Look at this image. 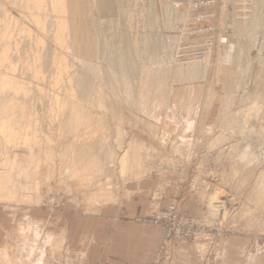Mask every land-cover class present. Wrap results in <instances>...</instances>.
I'll list each match as a JSON object with an SVG mask.
<instances>
[{
    "label": "rangeland",
    "instance_id": "obj_1",
    "mask_svg": "<svg viewBox=\"0 0 264 264\" xmlns=\"http://www.w3.org/2000/svg\"><path fill=\"white\" fill-rule=\"evenodd\" d=\"M9 1L20 6V0ZM213 1V19L194 24L195 14L208 9L185 11L183 2L190 0L110 1L101 13L104 35L98 40L104 48L99 44L95 50L132 51L134 78L112 83L106 95L114 112L99 116L103 123L93 124L90 134L89 126L77 142L71 137L63 141L48 118L60 111L52 103L54 91L62 94L60 84L41 86L43 98L33 94L35 101L30 98L33 102L27 105L21 90L12 89L15 98L1 94L0 222L6 236L3 243L4 233L0 238V264H74L63 262L66 241L60 220L75 223L76 213H94L119 202L125 186L141 179L183 190L197 203L191 214L171 194L165 207L150 211L148 222L160 229L161 237L149 264H172L183 240L202 245V253L205 243L211 245L217 252L213 264H218V251L236 230L264 232V0ZM4 19L0 14V26ZM11 19L10 35L19 41L10 51L16 69L12 74L24 81L26 68L34 67V57L43 52L34 53L22 40L18 25L26 23H18L15 13ZM43 24L45 31L53 30L47 20ZM188 25L218 27V44L207 47L206 40L185 45L190 55L205 53L206 64L176 59ZM80 43L66 42L65 53L77 55ZM101 53L93 60L104 66L110 56ZM66 62L69 69L76 66L74 59ZM191 66L196 73L206 66L203 80L191 79ZM127 149L133 151L125 158L130 172L121 174L118 158ZM133 160L141 161L135 169ZM177 232L179 237L165 238Z\"/></svg>",
    "mask_w": 264,
    "mask_h": 264
},
{
    "label": "bare ground",
    "instance_id": "obj_2",
    "mask_svg": "<svg viewBox=\"0 0 264 264\" xmlns=\"http://www.w3.org/2000/svg\"><path fill=\"white\" fill-rule=\"evenodd\" d=\"M20 1H21L20 6H16L14 4H10L9 0H0V3H1L0 6L1 7L4 6V8L2 7V9L0 7V14L1 16H3V19L5 18L4 19L5 22L1 24L0 26V97H1V94L3 93L4 94L6 93V95L8 94L14 97L12 89L16 88L17 90L22 91V94L20 96L23 102L22 104L27 105L28 103H32L33 101H35L32 98L33 96L31 97V95L33 94L35 97L39 99L43 98L42 97L43 91L40 88L41 86L44 87L47 84L48 86L56 85L57 87V85L60 84L57 87V89L60 88L62 91V94H57L55 91H54V94L52 93L53 106L54 108H57V109L60 108L59 109L60 111H53L54 109L52 108L53 112H51L48 118L50 119V123L52 122L53 127L57 130L59 136H61L62 138L64 137L63 141L71 137L72 140L70 141L77 142V139L84 138L83 136L85 135V132L87 134V130L89 129V126H90V130H88V132L89 131L91 132L93 124H96L95 126L99 124L101 125V123L103 122H101L99 118L101 116H105L107 113H110L112 111L113 107L111 106L110 101L107 99L108 97L107 95L110 94V92L108 91V88L111 87L112 83L113 82L115 83L114 86L116 85V83L118 84H121V82L129 83V81H131L132 78H134V76H132L134 75L133 70H135L132 68L134 63L132 64L133 61L131 62V59H132L131 52L132 51L130 52L124 49L120 50L119 48H118L119 51H117L116 49H115L116 51L114 50L112 51L113 49L112 48V49H109L111 51L106 53L107 50L105 51L104 49L102 51L104 58L110 56L108 57L109 59L107 61L104 59L106 62L104 66H99L96 63L98 60L97 61L93 60V59H96V57H98L99 54L101 53V51L99 53L98 51H96L97 49L95 50V48H97L96 46L100 44L99 47H101V44H103V43H99L101 41L100 39L98 40L100 36L103 37L104 35L101 13L105 11L107 7L109 8L111 0H20ZM112 2L119 3L120 0H112ZM166 7H167V4L165 5V8ZM169 7H167V12L170 13L171 8ZM14 13L18 16V23L20 21H22V23L23 21L26 23V25L21 24V23H19L18 25L20 31L22 32V35L24 33L23 37L25 39H22V37L21 39L26 40L29 43V45L31 44L33 46V48L35 49L34 53H36V51H38L39 49H41V52H43V53H40V51L37 52L39 55L42 54L43 56H39L38 54H36L39 57L38 56H35L36 58L34 57L35 62H36V65L34 64L35 65L34 67L26 68L27 72H26V75L24 74L26 76V78H24L25 79L24 81L17 80V78L12 74V72L15 69L14 68L15 66H13V61L15 59H14V55L12 54L13 52L11 53L10 51L12 50V47L14 46V44H17V42H19L18 38H16L17 42H15L16 39L15 40L14 38L12 39V36L15 37L14 36L15 34L10 35L12 31H10L9 25L12 20L11 17H13ZM97 15H99L100 18ZM44 20L45 21L47 20L48 25L52 27L53 30H50L48 32L45 31L46 25L43 24ZM18 33H19V30H18ZM22 40H20L21 43H22ZM93 40L98 41V43L97 42L95 43V41L92 42ZM79 41H81V43H80V46L76 47V51H78L77 55L73 54L71 51H70L71 54L70 53L67 54V52L65 53L64 50L67 48L64 45L66 42L67 43L71 42V44L75 42L76 44H78ZM103 42H106V41L103 40ZM92 43H94V46H95V47L93 46L94 48H92V45H93ZM104 44L107 45V43H104ZM101 48H104V46ZM101 48L100 50H102ZM14 49L13 51H15ZM68 49H69V46H68ZM111 57L113 59H111ZM194 57L195 55L190 56L188 60L192 59V61L189 63L206 64L207 59H206L205 53L202 56L203 58L202 57L195 58V59H199L198 62L193 60ZM68 58H70L71 60L73 59L76 60V66L72 67V69H69L67 67L68 62H66V59ZM102 60L100 62L101 64L104 63V62L102 63ZM67 61H70V60H67ZM130 62H131V66H130ZM193 67L191 66L189 70H187L189 74L196 70V68L194 70ZM39 68L40 70L42 69V71L38 70ZM134 68H136V66H134ZM196 72L197 71H195V73ZM205 72H206V66L201 67L200 69H198V73L196 74L194 73L192 75L193 78L191 77V79L195 81H201L205 77ZM48 74L50 75L53 74L54 78L52 79L49 78L48 76L50 75ZM46 75H48L47 78H46ZM40 82L42 84H40ZM217 83H218L217 80H215L214 85ZM107 91L109 92V94ZM228 92L229 91H227V93ZM209 97H210V100H212L213 92H211V96ZM30 98L33 99L32 102ZM11 99L13 101L12 97L10 98V100ZM38 103H40V101ZM37 105L38 104H36V106ZM34 106L35 104H33V107ZM40 106H42V104ZM40 106L38 109H41ZM1 107L2 106H0V108ZM32 113L30 114L31 116H32ZM36 114L34 113L33 117ZM34 118L31 119L30 117L31 120H33ZM40 119L42 118L40 117ZM92 130L94 131V128ZM61 137L59 138L61 139ZM76 142H73V143H76ZM44 147L46 146L44 145ZM47 147L45 148L46 150H47ZM130 155H133V151L131 150L129 152V149H127V151H125L123 155L120 158H118V164L120 167L119 171L121 172V174L124 172L126 167H128L126 165L127 162L125 158L126 156H130ZM140 162L139 160H133V165H134L133 168L135 169V167L139 166ZM131 167L132 166H129V169H131ZM127 169L125 171L130 172Z\"/></svg>",
    "mask_w": 264,
    "mask_h": 264
},
{
    "label": "crops",
    "instance_id": "obj_3",
    "mask_svg": "<svg viewBox=\"0 0 264 264\" xmlns=\"http://www.w3.org/2000/svg\"><path fill=\"white\" fill-rule=\"evenodd\" d=\"M143 179L127 184L124 196L94 213H76L73 222L59 219L65 237L63 262L74 264H149L153 261L161 233L157 226L148 222L149 213L165 207L170 195L176 198L183 209L195 214L197 206L192 195L176 188H165ZM65 217V216H64ZM58 220V221H59ZM74 224V226H73ZM4 233V234H3ZM5 239L4 221L0 222V238ZM2 245V244H1ZM0 245V246H1ZM191 241L180 242L172 264H213L211 245ZM218 264H264V232L250 233L236 230L221 246Z\"/></svg>",
    "mask_w": 264,
    "mask_h": 264
},
{
    "label": "built area",
    "instance_id": "obj_4",
    "mask_svg": "<svg viewBox=\"0 0 264 264\" xmlns=\"http://www.w3.org/2000/svg\"><path fill=\"white\" fill-rule=\"evenodd\" d=\"M191 2L188 4L184 3V8L185 11L190 10V8H194L195 11L201 10V9H208L207 12H201L196 13L195 17L193 18L192 22L190 24L194 23H208L213 19L212 17V10L211 8H214V1L213 0H190ZM212 8V9H213ZM193 10V12H194ZM203 18H206L205 20H202ZM188 30H187V38L185 42H181L179 46L176 49V59L179 58L181 62L188 61L190 58V54L186 53V51L189 49V46H185L186 43L193 45L195 41H203L205 42L206 40L209 42L206 44L207 47H210L211 45L214 46L215 44H218L221 42L220 36L218 34V27H213V26H206L205 28H194L191 29V27L188 25ZM211 42V43H210ZM202 46V45H201ZM185 52V53H184ZM201 53L196 54V58H201ZM203 58V57H202ZM173 209V208H172ZM174 210V209H173ZM158 221H161V219H157ZM162 222V221H161ZM179 231V228H178ZM179 237L180 234L179 232L170 234L168 233L167 236L165 237L166 239H171L172 236Z\"/></svg>",
    "mask_w": 264,
    "mask_h": 264
}]
</instances>
